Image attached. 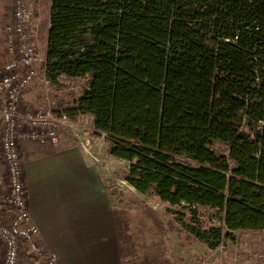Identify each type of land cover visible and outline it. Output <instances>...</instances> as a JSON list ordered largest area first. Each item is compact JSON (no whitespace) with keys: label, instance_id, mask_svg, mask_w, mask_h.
Returning <instances> with one entry per match:
<instances>
[{"label":"trees","instance_id":"16d2710c","mask_svg":"<svg viewBox=\"0 0 264 264\" xmlns=\"http://www.w3.org/2000/svg\"><path fill=\"white\" fill-rule=\"evenodd\" d=\"M49 22L45 78H88L62 111L90 120L129 185L186 207L172 212L210 248L264 230V0H51ZM199 204L218 218L203 231Z\"/></svg>","mask_w":264,"mask_h":264},{"label":"crops","instance_id":"0c3cea01","mask_svg":"<svg viewBox=\"0 0 264 264\" xmlns=\"http://www.w3.org/2000/svg\"><path fill=\"white\" fill-rule=\"evenodd\" d=\"M43 1L30 0L37 24L33 42L43 58L41 66L47 50L51 6V0H47L46 16L41 19ZM15 58L18 62L13 66L27 67L25 61ZM35 96L31 86L23 94V103L43 108L44 103L36 101ZM19 153L29 212L38 228L28 237L26 250L36 246L51 251L56 255L55 264H138L137 251L125 245L122 219L100 170L90 161L82 143L62 129L57 141L21 142ZM3 170L0 158V177ZM18 225L21 228L24 224Z\"/></svg>","mask_w":264,"mask_h":264},{"label":"rangeland","instance_id":"374dc122","mask_svg":"<svg viewBox=\"0 0 264 264\" xmlns=\"http://www.w3.org/2000/svg\"><path fill=\"white\" fill-rule=\"evenodd\" d=\"M41 5L42 19L46 16L47 0ZM11 10L12 0H0V66H11L18 62L5 49L3 27ZM41 68V63H38L37 74L31 85L36 94L35 100L55 111L72 106L88 78L63 76L54 85L43 76ZM63 129L75 142L83 144L88 158L100 170L108 194L122 219L125 245L137 251L138 264H264V231L254 233L238 230L232 237L222 238L215 247L210 248L186 228L192 222L188 217L182 221L176 212H172L183 210L188 213L186 207L170 206L153 194L138 192L123 179L122 174L128 163L106 153L105 138L94 134L89 119H68ZM214 149L217 153H223L227 148L215 143ZM196 216L197 221L194 223L201 231L208 224L218 222L215 211L208 205H197ZM32 252L31 249L26 250L24 242V264H36Z\"/></svg>","mask_w":264,"mask_h":264},{"label":"built area","instance_id":"2783aa9c","mask_svg":"<svg viewBox=\"0 0 264 264\" xmlns=\"http://www.w3.org/2000/svg\"><path fill=\"white\" fill-rule=\"evenodd\" d=\"M35 13L30 0H12L10 19L4 24L5 49L27 67L0 66V264H24V240L38 230L31 218L26 196L19 145L27 140L57 141L68 116L50 107L32 108L23 94L43 62L33 38ZM44 75L45 66H41ZM18 224H24L19 228Z\"/></svg>","mask_w":264,"mask_h":264}]
</instances>
